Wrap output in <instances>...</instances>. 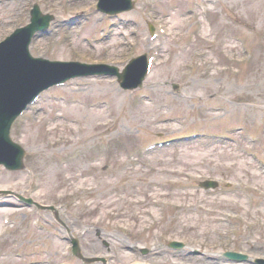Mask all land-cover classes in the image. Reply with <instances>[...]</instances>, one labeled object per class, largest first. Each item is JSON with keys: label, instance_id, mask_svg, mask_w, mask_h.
I'll list each match as a JSON object with an SVG mask.
<instances>
[{"label": "rangeland", "instance_id": "374dc122", "mask_svg": "<svg viewBox=\"0 0 264 264\" xmlns=\"http://www.w3.org/2000/svg\"><path fill=\"white\" fill-rule=\"evenodd\" d=\"M33 4L52 20L32 56L121 70L145 53L152 67L127 90L73 78L13 126L23 166H0V264H264V0H134L111 15L95 0H0V40ZM77 148L82 161L58 164ZM12 192L63 204L71 224ZM66 227L87 262L59 240Z\"/></svg>", "mask_w": 264, "mask_h": 264}, {"label": "bare ground", "instance_id": "6f19581e", "mask_svg": "<svg viewBox=\"0 0 264 264\" xmlns=\"http://www.w3.org/2000/svg\"><path fill=\"white\" fill-rule=\"evenodd\" d=\"M11 36H18V35H12V34H10ZM9 43V44H8ZM7 44V49H6V51H5V54L8 56V53H10L12 56L11 57H5L6 58V60H7V62H8V65H9V69H8V67H7V69L5 70L6 71V73H8V74H10V76H8V75H6V74H3V73H1L0 74V84L2 85V87H4V86H6V87H11V88H15V89H18V87H19V85H20V77H18L19 75H22L23 74V72H25L26 71V67H24V66H20L19 64H18V62H17V59L18 58H22L23 57V54L22 53H16V51H17V47H12L13 45L12 44H14L15 43V40H12V39H10V42H8ZM12 47V48H11ZM6 48V46L5 47H3L2 49H5ZM10 49V50H9ZM7 50H9V51H7ZM16 53V54H15ZM14 54V55H13ZM49 69H51V68H49ZM51 73H57L55 70H52L51 71ZM60 76H61V78H63V79H65L66 78V75L64 74V73H61V74H59ZM18 77V78H17ZM8 95H9V92H8ZM5 95H4V91H1L0 92V104H2V103H4L5 102ZM2 112V107H1V105H0V113ZM106 144V143H105ZM109 147H108V145H107V149H108ZM147 148V147H146ZM77 149H80V148H77ZM14 150V148L13 147H11L10 145H9V143H4V144H2V146H1V149H0V153H2V152H9L10 154L12 153V151ZM80 152L78 153V155L77 156H75L74 157V161H73V164H75V163H77V162H79V161H82V157L84 156V154H83V152L80 154ZM83 154V155H82ZM1 155H3V154H1ZM61 160L62 161V163H63V165L64 166H66V165H69L70 164V156H69V154H63V155H60V156H58V158H57V162H58V160ZM86 159V158H85ZM84 159V160H85ZM0 162H2V161H0ZM4 163V162H3ZM5 164V163H4ZM15 164V160L14 159H12L11 161H9L8 163H6L5 165H2V167L4 168V169H6V167H10V166H12V165H14ZM39 181H40V178H39ZM22 197V201H24L25 203H27L28 201H25V199H26V197H29V195H23V196H21ZM24 205H26V204H24ZM30 208L32 209H35L36 210V208L30 203ZM37 209H39V208H37ZM62 209H64L63 207L61 208V210ZM99 261H102V260H99Z\"/></svg>", "mask_w": 264, "mask_h": 264}, {"label": "water", "instance_id": "95a60500", "mask_svg": "<svg viewBox=\"0 0 264 264\" xmlns=\"http://www.w3.org/2000/svg\"><path fill=\"white\" fill-rule=\"evenodd\" d=\"M0 54H1L0 55V74L3 73V74L8 75V73H6V71H5L7 69V67L9 69L8 62L6 61V58H5V55H6L5 51H2L0 49ZM122 77H123L122 75H119L120 80H122ZM21 155H22V151H21ZM18 163L20 165V159H19Z\"/></svg>", "mask_w": 264, "mask_h": 264}]
</instances>
